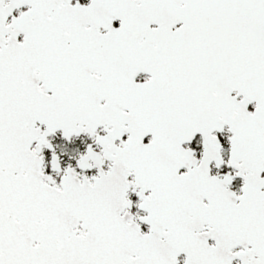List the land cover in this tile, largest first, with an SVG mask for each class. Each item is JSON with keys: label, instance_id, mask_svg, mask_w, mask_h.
I'll return each instance as SVG.
<instances>
[{"label": "snow or ice", "instance_id": "obj_1", "mask_svg": "<svg viewBox=\"0 0 264 264\" xmlns=\"http://www.w3.org/2000/svg\"><path fill=\"white\" fill-rule=\"evenodd\" d=\"M0 264H264V0H0Z\"/></svg>", "mask_w": 264, "mask_h": 264}]
</instances>
